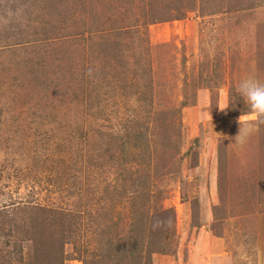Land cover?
Masks as SVG:
<instances>
[{
    "label": "rangeland",
    "instance_id": "374dc122",
    "mask_svg": "<svg viewBox=\"0 0 264 264\" xmlns=\"http://www.w3.org/2000/svg\"><path fill=\"white\" fill-rule=\"evenodd\" d=\"M249 77L264 0H0V264H264Z\"/></svg>",
    "mask_w": 264,
    "mask_h": 264
},
{
    "label": "clouds",
    "instance_id": "9594fccd",
    "mask_svg": "<svg viewBox=\"0 0 264 264\" xmlns=\"http://www.w3.org/2000/svg\"><path fill=\"white\" fill-rule=\"evenodd\" d=\"M89 74H91V69L89 70ZM237 91L249 108V113L245 117L239 118L238 124L240 125L242 120L245 125L249 126V131H251V122H256L257 124L264 123V83H261L255 78L249 77L239 83ZM228 106L229 105L225 104L219 110L223 112ZM209 116L211 117L210 114ZM243 139L244 137L242 136L241 142H243ZM160 226V221H157L153 225L154 228Z\"/></svg>",
    "mask_w": 264,
    "mask_h": 264
}]
</instances>
